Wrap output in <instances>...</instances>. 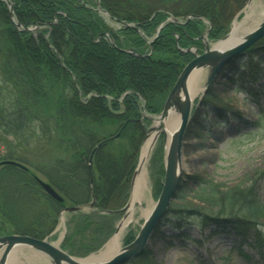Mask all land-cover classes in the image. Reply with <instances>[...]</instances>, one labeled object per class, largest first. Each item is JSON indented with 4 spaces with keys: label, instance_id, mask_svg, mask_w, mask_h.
Segmentation results:
<instances>
[{
    "label": "trees",
    "instance_id": "obj_1",
    "mask_svg": "<svg viewBox=\"0 0 264 264\" xmlns=\"http://www.w3.org/2000/svg\"><path fill=\"white\" fill-rule=\"evenodd\" d=\"M11 1L15 21L23 27L37 26L38 31L34 37L16 27L8 5L0 0V146L10 149L6 154L0 152V161L31 165L39 156L43 162L39 161L37 167L46 176V182L61 195L79 200V190L85 188L86 194L76 204H87L93 197L92 206L101 212L119 209L127 202L130 178L146 137L147 121L142 120V107L148 113L160 111L184 65L192 58L189 53L179 52L177 35L180 47L202 48L201 36L206 28L203 19L206 18L211 25L208 37L219 39L229 26L232 8L227 6L229 0L165 1L177 4V9L161 8L148 0ZM97 2L112 19L132 26L112 30L96 10ZM171 15L186 17V20L183 24L166 23L151 47L140 31L154 38L157 28ZM151 49L153 53L149 55ZM260 49H264V38L246 53ZM248 64L238 72V77L245 75ZM123 137L135 153L123 148H118L116 153L110 148ZM101 142L103 145L93 153ZM51 148L61 149L66 157L53 162ZM24 169L8 164L0 171V213L16 234L44 238L52 232L56 221L51 220L48 210L41 205V197L45 203L49 201L54 212L64 207L67 200L63 195V202L46 196L36 175ZM164 173L161 165L160 176ZM9 176L11 190L6 194ZM197 181L198 199L208 209L201 213V210L191 213L188 209H177L168 214L174 212L177 217L188 211L186 216L196 217L197 224L203 227L208 221L232 222L229 225H236L242 236L254 231V246L264 256L260 220L264 218V204L253 186H236L222 192L212 181ZM162 182L160 179L158 195ZM6 195L14 206L3 204ZM19 202L32 210L36 208V215L29 216V224L24 228L14 217L20 209ZM212 207L219 209L217 215L212 213ZM102 215L114 216L77 214L66 242L102 244L112 227ZM99 216L102 227L98 225ZM134 239L133 235L129 236L126 244ZM149 254L147 250L126 264H153L148 260Z\"/></svg>",
    "mask_w": 264,
    "mask_h": 264
},
{
    "label": "rangeland",
    "instance_id": "obj_2",
    "mask_svg": "<svg viewBox=\"0 0 264 264\" xmlns=\"http://www.w3.org/2000/svg\"><path fill=\"white\" fill-rule=\"evenodd\" d=\"M148 1L155 3L160 7H166V9H177V4H167L165 3L166 0ZM4 2L6 3V1ZM248 2L249 0H236L234 2H230L229 0L226 2L227 6L232 7L229 9V26L227 31L219 39L211 40L208 37L211 25L209 20L204 18L203 22L206 28L201 36L202 48H199L198 46H191L189 48L180 47L178 44L179 36L177 35L176 46L179 52L191 54V61L195 58V54H202L205 51V45H213L230 34L234 22L236 20L241 22L244 19ZM262 2V10L264 11V0H262ZM97 3L96 10L101 12L106 23L112 30L115 31L120 29L121 26H124L122 22L112 19L110 14L102 9L100 3ZM240 3L241 5L239 7L238 5ZM234 4H236V9H233ZM172 17L175 16H169L168 19L157 28V33L154 38H148L140 31L141 35L148 41L151 47L153 41L157 38L158 33L166 23L174 22L183 24L186 20V17H175L178 20V22H176ZM189 17L190 16L187 17V20ZM263 19L264 14L258 18L259 23ZM12 22L16 27L25 32H30L34 37L37 36V26L23 27L22 24L15 21L14 4ZM26 28L31 29V31H27ZM159 29L160 31L158 32ZM111 40L113 39L111 38ZM152 53L153 49H151L149 55ZM137 55L140 54L137 53ZM190 61H188L184 67ZM232 61L223 66L208 90L204 94L200 93V95L195 98L194 110L197 108L198 110L195 114V120H193L190 127L188 126L182 148L184 176L176 197L171 202L169 211L188 209L191 213L194 210H201V213L202 211L204 212V209H208L209 206L204 205L198 199L199 191L197 180L212 181L220 187L222 192L229 188H235L236 186H253L257 191L259 199L264 204V49L252 53L247 52L245 56L237 59L236 62ZM247 62L249 63L247 66L248 68H246L248 70L243 77H238V72L244 70V65L247 64ZM208 77L209 69H206L200 84L203 89ZM207 100H209V102H206ZM164 103L160 111L156 113H148L145 107H142V120L147 121L145 124L146 134L147 130L154 125L153 119L158 117L162 112ZM193 113L194 111L192 112V115ZM106 134L109 135L110 133ZM142 146L143 144L139 148V155ZM110 148L116 153L118 152V148L127 149L128 152L135 153V149L132 151L131 144L128 143L127 139L124 137L114 141ZM165 150L166 140L164 135L161 134L153 147L148 162V179L151 191L150 197L142 204L144 208L150 206L151 201H154L153 203H155L159 196L158 185L160 179L164 180V176H160V172L161 165H163L164 168ZM9 151L10 149L8 147L4 145L0 146L1 154H6V152ZM51 155L53 162L58 158L66 157L64 156L63 151L59 148H51ZM40 158L41 157L38 156L33 162L34 164L31 165L21 162L16 163L22 165L26 171L31 170L36 175L37 180L40 179L46 182V176L37 167L39 161L40 163L43 162V159ZM4 162L5 160L0 161V171L8 165ZM136 169L137 166L130 178V188L127 200H129L131 195V182ZM10 182L11 178L9 176L5 186L6 194L11 190ZM86 190L87 189L85 188H81L78 196L84 197ZM62 195L67 201L63 205L64 207L57 212L52 211V208L50 209L49 207V201L46 200L45 203V198L43 200L41 197V205L48 210L49 217L53 222L56 221V223L54 229L48 236L38 239H47L54 245H58V247L66 253L80 259H85L91 254L98 253L103 249L105 245L104 243L110 240V238L116 233L118 225L125 216V212L121 213L120 210H122L126 204L117 210H109L107 213L101 212L92 206L94 203V198L92 197V200L89 203L80 205L83 208L81 211H65L64 209L67 207L77 206L78 204H76V202L83 198L80 197L79 200L76 197L75 199H70L65 194ZM46 196L49 195L47 194ZM7 197L9 196L6 195L3 204L5 206L8 204L11 207L12 205L14 206V202L11 204ZM18 208L20 209L17 214H14V217L17 218L21 227H27L29 224V216L32 218L36 215L34 213L36 208L32 210L31 207H28L25 203L21 202L18 203ZM212 209V213L217 215L219 209L216 207H212ZM168 212L166 214V221L159 228V231L153 234L149 241V245L146 248V251H150L148 260L150 259L153 264H264V256L254 246V231L250 230L247 236H242L238 233L236 225H229L232 222L228 223L225 220H222L225 222H220L219 224L214 221H208L206 226L203 227L197 224L198 219L196 217H192L190 214H188V216L191 217L186 216L187 213H189L188 211H185L183 214L181 213V216L177 217H174V212L171 214H168ZM100 213L114 215L113 217H105V215H102V218H104V220L107 219L109 225L112 226L110 229V235L102 244H90L91 241L82 243L79 240L78 243H75V241H69L68 244V242H66L68 231L72 230V227L74 226L72 220H74V217H76L77 214L100 215ZM141 214V208L138 207L134 215V220L125 230L120 248L127 245L126 239L129 236L133 235L136 237L145 220V217ZM223 217L224 219H229L228 216ZM97 219L100 220L98 225L102 227L101 224L103 220L101 217ZM260 220L262 222L261 229L264 234V218H260ZM77 223H79V221H77ZM179 225L182 227L178 228L177 226ZM214 230H218L216 231V234H213ZM10 234H15V230L11 224L3 219V215L0 213V236ZM64 242L66 243L64 244ZM26 251V254H31L33 252V250L27 249ZM46 264L52 263L47 259Z\"/></svg>",
    "mask_w": 264,
    "mask_h": 264
},
{
    "label": "water",
    "instance_id": "obj_3",
    "mask_svg": "<svg viewBox=\"0 0 264 264\" xmlns=\"http://www.w3.org/2000/svg\"><path fill=\"white\" fill-rule=\"evenodd\" d=\"M9 6L10 16L13 19V3L9 0H4ZM252 0H249V2ZM174 21L178 22L177 18L172 17ZM190 18V17H189ZM188 18V19H189ZM126 27L132 25L122 22ZM135 27V26H134ZM137 28V27H136ZM27 31L31 29L26 28ZM160 29L158 30V32ZM229 36V34L227 35ZM225 36V37H227ZM264 38V19L258 23L251 31L244 34L241 41L233 47L219 51L205 45V51L202 54H195V58L191 60L182 70L178 77L177 82L170 91L167 99L164 103L163 110L159 114L161 118L168 115L170 112H176L180 115L179 125L171 134L169 148L166 150L165 157V175L162 183V191L155 201V205L151 213L145 218L144 223L141 225L139 232L135 239L127 245L119 248L110 257L103 260L90 261L88 259H80L71 256L70 254L63 251L58 246L49 242L47 239H38L32 236L23 234H10L0 236V264H8V258L11 252L16 248H29L36 250L41 254L47 256L52 264H126L133 258L141 256L149 245V241L156 228L159 226L161 221L166 217L167 212L170 209L172 200L176 197L178 189L183 179V166H182V148L183 141L192 119V112L194 110V100L191 99L188 92V81L191 73L199 68L209 69V77L206 81L203 89V94L208 90L213 80L219 74L223 66L232 60L240 59L245 56L246 51L251 48L254 44L261 41ZM114 41L112 40V43ZM131 54L137 55L133 51H127ZM237 57V58H236ZM154 120V119H153ZM151 131H157V140L161 134L167 136V131L162 124L160 127L151 126L147 130L146 137ZM120 132L116 135L118 137ZM156 140V142H157ZM104 142L98 144L93 150V153L103 145ZM155 145V144H154ZM4 163L10 165H22L15 161H5ZM137 173V169L135 175ZM132 184L134 182V178ZM39 184L42 186L44 191L53 199L63 202V197L48 183L38 179ZM82 206L67 207L65 211H81ZM127 205L120 210L121 213L126 212Z\"/></svg>",
    "mask_w": 264,
    "mask_h": 264
},
{
    "label": "bare ground",
    "instance_id": "obj_4",
    "mask_svg": "<svg viewBox=\"0 0 264 264\" xmlns=\"http://www.w3.org/2000/svg\"><path fill=\"white\" fill-rule=\"evenodd\" d=\"M262 7H263L262 0H252L248 2L247 9L245 10L244 19L241 22H239L238 20L234 22L232 31L230 32L229 36L224 37L223 39L219 40L217 43L213 45L208 44V46L216 50L223 51L239 43L241 41L242 36L248 33L249 31H251L259 23L258 18L264 14ZM206 69L207 68H199L194 70L189 78L188 92L191 99H193L194 101L195 98L198 95H200V93L203 92V88L201 87L200 84L202 82L203 75ZM179 120H180V115L179 113L176 112H170L168 115H166L163 118H161V115L154 118L153 126L157 128L158 126L160 127L162 124H164V127L167 131V136H165L166 150L169 148L171 134L179 125ZM156 132L157 131H151L148 134V136L145 137L143 140V146L137 163V173L135 175L133 184L131 182V195L129 200H127L126 202L127 210L125 212L124 218L121 220L120 224L118 225L116 233L113 235V237L110 238V240L104 243L105 245L102 250H100L96 254H91L86 259L90 261H98L110 257L112 254H114L120 248L125 230L128 227V225L134 220V215L138 207L141 208V212H142L141 215L145 218L151 213L153 206L155 205V203H153L154 201H151L150 206H148L147 208H144L142 204L145 200H147L150 197L151 188L148 179V162L152 154L154 144L156 143L157 140ZM166 150L164 156V164L167 153ZM26 249L32 250L29 248L14 249L9 256L7 263L8 264H41V263L46 264L47 263V259H49L47 256L41 254L36 250H33L31 254L28 253L26 254L27 252Z\"/></svg>",
    "mask_w": 264,
    "mask_h": 264
}]
</instances>
